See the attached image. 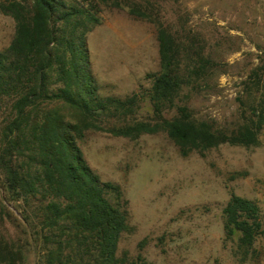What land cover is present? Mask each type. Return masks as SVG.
<instances>
[{"label": "trees", "instance_id": "16d2710c", "mask_svg": "<svg viewBox=\"0 0 264 264\" xmlns=\"http://www.w3.org/2000/svg\"><path fill=\"white\" fill-rule=\"evenodd\" d=\"M0 12L14 27L0 50V187L13 213L0 203V221L12 215L20 227L17 241L0 234V264H21L31 250L35 264H143L139 254H117L120 235L131 229L127 200L89 168L77 139L87 129L131 138L162 132L181 155L222 143L256 145L264 81L241 104L236 123L216 126L188 105L211 63L168 27L157 31L159 69L146 75L149 87L120 97L100 95L91 74L85 34L99 21L93 5L0 0ZM144 100L149 114L138 119ZM221 214L223 233L240 255L264 236L253 200L231 193Z\"/></svg>", "mask_w": 264, "mask_h": 264}, {"label": "rangeland", "instance_id": "374dc122", "mask_svg": "<svg viewBox=\"0 0 264 264\" xmlns=\"http://www.w3.org/2000/svg\"><path fill=\"white\" fill-rule=\"evenodd\" d=\"M76 1L93 5L99 19L85 43L100 95L149 87L146 75L159 69V25L211 63L188 100L195 117L233 125L264 81V0ZM13 29L0 12V50ZM148 114L147 101L139 102L136 118ZM76 144L99 180L117 184L127 200L131 229L120 235L117 254H139L143 264H264V236L240 255L221 214L233 193L253 200L264 223V125L256 145L222 143L185 155L162 132L131 138L87 129ZM3 196L0 187V203L12 212ZM19 230L12 215L0 223L6 241H17ZM21 264H35L32 250Z\"/></svg>", "mask_w": 264, "mask_h": 264}]
</instances>
